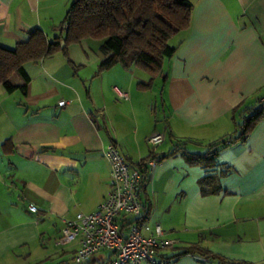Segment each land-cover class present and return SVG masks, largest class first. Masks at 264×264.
Listing matches in <instances>:
<instances>
[{"label": "crops", "instance_id": "crops-1", "mask_svg": "<svg viewBox=\"0 0 264 264\" xmlns=\"http://www.w3.org/2000/svg\"><path fill=\"white\" fill-rule=\"evenodd\" d=\"M190 1L191 26L151 88H140L150 75L136 66L99 73L103 41L93 38L27 62L26 92L0 86V264H75L78 243L57 239L67 219L94 212L107 197L110 143L132 165L181 147L141 191L147 219L170 240L159 258L222 264L185 252L199 246L231 263L264 264V118L245 142L222 149L213 168L184 155L232 134L237 105L264 99V0ZM73 2L0 0V45L14 48L37 29L53 40ZM156 133L164 140L153 145ZM224 151L230 155L220 161ZM224 171L221 191L203 195L199 180Z\"/></svg>", "mask_w": 264, "mask_h": 264}, {"label": "trees", "instance_id": "trees-1", "mask_svg": "<svg viewBox=\"0 0 264 264\" xmlns=\"http://www.w3.org/2000/svg\"><path fill=\"white\" fill-rule=\"evenodd\" d=\"M193 8L190 0H74L59 25L60 35L53 40L37 29L14 48L0 45V86L10 93L17 88L26 92L30 81L25 70L27 62L39 61L58 51L66 52L69 44L93 38L103 41L99 73L118 64L126 69L136 66L150 75L146 83L138 84L140 88H151L155 78L162 72L165 59L174 56L178 50V46L170 45L169 40L190 28ZM62 41L65 42L64 47ZM14 76L21 77V85L12 82ZM263 118L264 99H259L255 107L245 106L244 103L237 105L232 110L235 131L212 142L205 153L185 152L187 161L191 165L213 168L220 151L232 144L245 142ZM180 150L181 147L177 145L160 160ZM146 159L156 157L152 153ZM224 173H209L202 177L199 180L202 194L219 193L222 189L220 177ZM185 252L217 259L222 264H239L228 262L199 246L190 247ZM96 262L97 259H92L87 264Z\"/></svg>", "mask_w": 264, "mask_h": 264}, {"label": "built area", "instance_id": "built-area-1", "mask_svg": "<svg viewBox=\"0 0 264 264\" xmlns=\"http://www.w3.org/2000/svg\"><path fill=\"white\" fill-rule=\"evenodd\" d=\"M126 96V94H123ZM66 100H60L64 106ZM162 134H153L148 141L159 144ZM110 163V181L107 197L91 213L79 212L67 219L57 239L60 245L77 242L73 255L75 264H87L97 254L109 255L96 264H169L172 258H159V251L170 245L163 238L159 223L145 218L141 191L147 175L160 164L157 159H146L132 165L116 143L104 149ZM36 211L35 205H30Z\"/></svg>", "mask_w": 264, "mask_h": 264}, {"label": "rangeland", "instance_id": "rangeland-1", "mask_svg": "<svg viewBox=\"0 0 264 264\" xmlns=\"http://www.w3.org/2000/svg\"><path fill=\"white\" fill-rule=\"evenodd\" d=\"M179 37L180 35L177 34L176 36L172 37L170 40H169V44L174 46L178 41H179ZM100 40V39H99ZM206 152V151H205ZM230 155V152L229 151H224L223 152V156L220 158V161H223L224 158H228V156ZM73 260V259H72ZM173 260V259H172ZM74 262V261H73ZM172 262V261H171Z\"/></svg>", "mask_w": 264, "mask_h": 264}, {"label": "water", "instance_id": "water-1", "mask_svg": "<svg viewBox=\"0 0 264 264\" xmlns=\"http://www.w3.org/2000/svg\"><path fill=\"white\" fill-rule=\"evenodd\" d=\"M62 46H63V47L65 46V42H64V41H62Z\"/></svg>", "mask_w": 264, "mask_h": 264}]
</instances>
